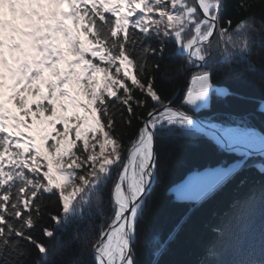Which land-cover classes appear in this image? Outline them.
I'll return each instance as SVG.
<instances>
[{
	"label": "snow or ice",
	"instance_id": "6c2138e0",
	"mask_svg": "<svg viewBox=\"0 0 264 264\" xmlns=\"http://www.w3.org/2000/svg\"><path fill=\"white\" fill-rule=\"evenodd\" d=\"M225 3L0 0V264H139L166 141L203 137L228 154L264 155V133L203 115L213 95H233L216 74L246 64L264 76L249 59L264 50V0H233L227 16ZM169 43L183 57L174 68ZM245 163L197 171L169 191L198 203ZM85 218L74 258L58 260L50 241ZM184 225L153 238L151 264ZM214 252L197 264H213Z\"/></svg>",
	"mask_w": 264,
	"mask_h": 264
},
{
	"label": "trees",
	"instance_id": "16d2710c",
	"mask_svg": "<svg viewBox=\"0 0 264 264\" xmlns=\"http://www.w3.org/2000/svg\"><path fill=\"white\" fill-rule=\"evenodd\" d=\"M257 4L258 0H249ZM233 0H226L225 16L230 14ZM165 64L174 68L183 61L177 55L175 46L169 43L165 53ZM257 69L264 71V50L259 46L249 57ZM183 80L179 81L180 86ZM214 82L226 87L233 95H213L210 110L203 115L218 123L230 124L245 121L249 126L264 133V76L241 64L236 71L220 72ZM167 80L161 84L165 86ZM184 87V85H183ZM168 160L154 195V213L149 219L145 236L136 247L139 264H151L155 258L152 243L154 237L163 239L181 220L185 225L177 238L168 245L167 251L159 257L160 264H197L205 258L206 250L214 246L213 264H262L264 262V204L260 202L261 181L264 175V157H242L222 152L203 137L180 138L166 141ZM245 160L243 170L226 186L198 202H177L169 192L175 184L188 174L214 167L221 163H235ZM259 165V167H258ZM238 167V165H237ZM250 195L252 198H249ZM90 221H74L65 231L58 232V240L50 241L57 250V259H73L79 241L89 229ZM222 231L217 236L216 231Z\"/></svg>",
	"mask_w": 264,
	"mask_h": 264
},
{
	"label": "water",
	"instance_id": "95a60500",
	"mask_svg": "<svg viewBox=\"0 0 264 264\" xmlns=\"http://www.w3.org/2000/svg\"><path fill=\"white\" fill-rule=\"evenodd\" d=\"M183 85H184V82H182L181 87H183ZM237 155H238V154H237ZM239 156H240V155H239ZM252 156L264 157V155H261V154H259V153H256V154H254V155H252ZM190 175H191V174H189L188 176H190ZM188 176H187V177H188ZM187 177H186V178H187ZM186 178H185V179H186ZM185 179H184V180H185ZM184 180H183V181H184ZM172 189H174V188H172ZM169 192H170V191H169ZM170 193H172V192H170ZM172 194H173V193H172ZM200 202H201V201H200ZM200 202H199V203H200Z\"/></svg>",
	"mask_w": 264,
	"mask_h": 264
},
{
	"label": "bare ground",
	"instance_id": "6f19581e",
	"mask_svg": "<svg viewBox=\"0 0 264 264\" xmlns=\"http://www.w3.org/2000/svg\"><path fill=\"white\" fill-rule=\"evenodd\" d=\"M209 168V167H208ZM206 168H204L203 170H201V171H204ZM194 172H197V171H194ZM194 174V173H193ZM193 174H191V175H193ZM190 175V176H191ZM190 176H188L184 181H186ZM183 180L182 181H180L179 183H177V184H175L172 188H175V186H177V185H179V184H181V183H183L184 182Z\"/></svg>",
	"mask_w": 264,
	"mask_h": 264
}]
</instances>
